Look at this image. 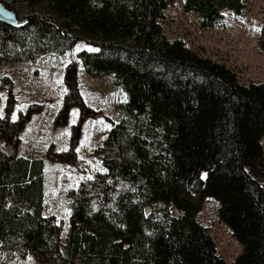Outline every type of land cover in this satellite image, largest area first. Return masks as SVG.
Wrapping results in <instances>:
<instances>
[{
	"label": "trees",
	"instance_id": "trees-1",
	"mask_svg": "<svg viewBox=\"0 0 264 264\" xmlns=\"http://www.w3.org/2000/svg\"><path fill=\"white\" fill-rule=\"evenodd\" d=\"M18 22H0V66L62 54L91 77L112 74L120 118L98 150L102 169L66 191L69 225L43 214V161L16 154L22 119L0 117V250L39 264H226L200 205L241 245L228 264H264V83L169 40L160 27L171 0H0ZM243 0H183L212 27ZM264 51V10L257 36ZM68 68V74H72ZM70 88V87H69ZM81 105L71 91L63 103ZM202 175L195 190V177ZM192 195V197H189Z\"/></svg>",
	"mask_w": 264,
	"mask_h": 264
},
{
	"label": "rangeland",
	"instance_id": "rangeland-1",
	"mask_svg": "<svg viewBox=\"0 0 264 264\" xmlns=\"http://www.w3.org/2000/svg\"><path fill=\"white\" fill-rule=\"evenodd\" d=\"M182 1L171 0L162 11L159 23L165 37L180 39L196 54L230 67L241 83H264V51L257 47L264 0H243L238 14L223 10L210 28H201L195 14L184 12ZM80 50L94 47L77 41L60 55L46 53L0 66V117L22 119L16 154L43 161V214L61 227V242L69 225L65 193L102 169L98 150L111 124L119 120L118 105L124 100L112 74L91 77L83 71L76 56ZM68 68L72 74L66 73ZM71 91L81 105L68 102L62 115ZM260 144L264 153V135ZM201 178V174L195 177V190ZM215 206L205 200L196 218L207 227L217 253L228 264L241 245L217 218ZM0 264L39 263L30 256L6 260L0 250Z\"/></svg>",
	"mask_w": 264,
	"mask_h": 264
},
{
	"label": "water",
	"instance_id": "water-1",
	"mask_svg": "<svg viewBox=\"0 0 264 264\" xmlns=\"http://www.w3.org/2000/svg\"><path fill=\"white\" fill-rule=\"evenodd\" d=\"M0 22L8 25H16L18 22V19L16 18L13 11L5 7L1 2H0Z\"/></svg>",
	"mask_w": 264,
	"mask_h": 264
}]
</instances>
